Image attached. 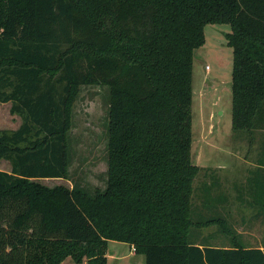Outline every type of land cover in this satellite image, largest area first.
<instances>
[{
	"label": "trees",
	"instance_id": "obj_1",
	"mask_svg": "<svg viewBox=\"0 0 264 264\" xmlns=\"http://www.w3.org/2000/svg\"><path fill=\"white\" fill-rule=\"evenodd\" d=\"M207 23L230 26L231 129L251 141L264 134V0H0V102L21 118L0 129V264H106L108 240L144 264H264L216 203L192 201V63ZM84 85L107 89L105 185L43 184L68 176ZM258 164L248 203L264 215V152ZM211 224L228 245L200 235Z\"/></svg>",
	"mask_w": 264,
	"mask_h": 264
},
{
	"label": "rangeland",
	"instance_id": "obj_2",
	"mask_svg": "<svg viewBox=\"0 0 264 264\" xmlns=\"http://www.w3.org/2000/svg\"><path fill=\"white\" fill-rule=\"evenodd\" d=\"M227 23H207L204 41L194 50L192 63V160L199 167L192 187L196 205L214 202L226 215L237 238L246 246H264V215L259 203L248 201L261 195L255 188L258 158L262 157L264 134L255 131L251 141L245 131L231 129L232 49L226 43ZM107 89L84 85L72 105L68 130L69 164L66 178H40L43 184L79 185L88 191L102 188L106 180ZM9 102H0V129H14L19 115L10 113ZM0 169L10 162L0 159ZM264 173V171H263ZM258 185V183H257ZM252 192L253 194H251ZM212 235L210 243L228 245L214 224L200 228V235ZM121 244V243H120ZM109 240L107 251L114 257L106 264H144V255H130L127 243ZM58 264H82L67 256Z\"/></svg>",
	"mask_w": 264,
	"mask_h": 264
},
{
	"label": "crops",
	"instance_id": "obj_3",
	"mask_svg": "<svg viewBox=\"0 0 264 264\" xmlns=\"http://www.w3.org/2000/svg\"><path fill=\"white\" fill-rule=\"evenodd\" d=\"M4 170H5V169H4ZM108 241H109V240H108ZM108 241H107V243H108ZM120 243H121V244H120ZM119 244H120V245H123L122 242H120V241H119ZM127 244H128V243H127ZM128 245H129V247H130V251H129L130 255H136L135 251L133 250L132 245H130V244H128ZM137 254H138V253H137ZM114 257H115V259H120V258L124 257V254L121 253V254L115 255ZM114 257H112V255L109 254L108 251H107V249H106V259H107V262L109 261L110 258H114ZM61 262H62V261H61ZM82 264H85V259H84V261L82 262Z\"/></svg>",
	"mask_w": 264,
	"mask_h": 264
}]
</instances>
